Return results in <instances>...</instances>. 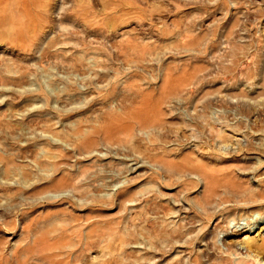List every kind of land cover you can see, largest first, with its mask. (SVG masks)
<instances>
[{
    "label": "rangeland",
    "instance_id": "rangeland-1",
    "mask_svg": "<svg viewBox=\"0 0 264 264\" xmlns=\"http://www.w3.org/2000/svg\"><path fill=\"white\" fill-rule=\"evenodd\" d=\"M0 264H264V0H0Z\"/></svg>",
    "mask_w": 264,
    "mask_h": 264
},
{
    "label": "bare ground",
    "instance_id": "bare-ground-1",
    "mask_svg": "<svg viewBox=\"0 0 264 264\" xmlns=\"http://www.w3.org/2000/svg\"><path fill=\"white\" fill-rule=\"evenodd\" d=\"M246 69V68H245ZM172 92V91H171ZM174 92V91H173ZM138 109L135 111V113L132 115V117H133V119H136V118H138V117H140L141 115L140 114H138ZM142 118L143 117H140L138 120H139V122H140V128L142 129V128H145V127H148L150 124L148 123V121L149 120H146V119H143L142 120ZM137 120V119H136ZM106 129V127L104 128V130ZM117 141V140H116ZM115 143V142H114ZM157 160H161V157H157V155H156V157H155ZM199 207L201 208V209H204L205 208V206H206V202L205 201H202V202H199ZM258 221V220H257ZM246 242V244H247V246H252V245H255L256 243H255V240L253 239V240H247V241H245Z\"/></svg>",
    "mask_w": 264,
    "mask_h": 264
}]
</instances>
